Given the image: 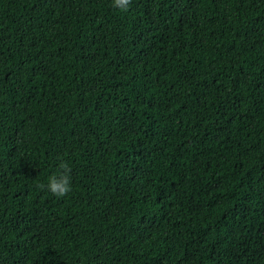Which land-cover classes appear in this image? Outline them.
<instances>
[{
	"label": "trees",
	"instance_id": "obj_1",
	"mask_svg": "<svg viewBox=\"0 0 264 264\" xmlns=\"http://www.w3.org/2000/svg\"><path fill=\"white\" fill-rule=\"evenodd\" d=\"M0 264H264V0H0Z\"/></svg>",
	"mask_w": 264,
	"mask_h": 264
},
{
	"label": "clouds",
	"instance_id": "obj_2",
	"mask_svg": "<svg viewBox=\"0 0 264 264\" xmlns=\"http://www.w3.org/2000/svg\"><path fill=\"white\" fill-rule=\"evenodd\" d=\"M131 3V0H112V6L121 10L127 11ZM59 169L57 174H53L48 177L47 183H41L38 187L41 190H46L52 196L61 198L66 196L71 192V177L68 174L69 168L68 165L64 162L59 164Z\"/></svg>",
	"mask_w": 264,
	"mask_h": 264
}]
</instances>
